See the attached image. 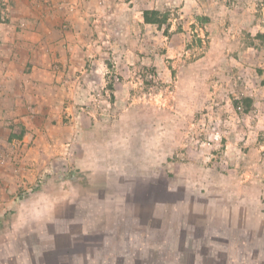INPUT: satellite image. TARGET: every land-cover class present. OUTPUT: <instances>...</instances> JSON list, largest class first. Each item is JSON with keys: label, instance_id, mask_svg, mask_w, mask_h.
<instances>
[{"label": "rangeland", "instance_id": "1", "mask_svg": "<svg viewBox=\"0 0 264 264\" xmlns=\"http://www.w3.org/2000/svg\"><path fill=\"white\" fill-rule=\"evenodd\" d=\"M53 1L31 2L62 8ZM68 1L92 5L94 14L78 27L83 38L77 49L62 46L78 59L51 62L52 70L64 73L60 106L36 142L37 124L0 128V214L7 198L5 208L21 209L24 217L28 196L35 211L37 199L47 214L17 220L13 237H7L12 250L57 238L65 243L69 235L95 234L91 229L99 224L120 227L121 233L142 227L131 221L124 228L115 217L104 222L106 214L96 222L103 210L116 207L108 192L70 198L75 186L103 189L106 173L115 181L111 191L129 192L131 200L138 195L141 212L166 216L173 247L182 232L195 235L188 243L193 247L198 240L199 252L184 254L180 262L250 264L247 252L264 253V0ZM15 3L0 0V26L10 20L9 4ZM56 47L45 43L42 51L51 57ZM148 202L155 205L147 209ZM127 212H138L137 200ZM186 215L196 219L193 228L180 227ZM154 228L163 233L159 222ZM82 237L78 245L88 243ZM92 242L99 244L101 237ZM23 254L25 260L18 259L28 261ZM31 256L39 260L37 253Z\"/></svg>", "mask_w": 264, "mask_h": 264}, {"label": "crops", "instance_id": "2", "mask_svg": "<svg viewBox=\"0 0 264 264\" xmlns=\"http://www.w3.org/2000/svg\"><path fill=\"white\" fill-rule=\"evenodd\" d=\"M31 1L32 0H16L15 4H9L11 18L7 23L0 26V118H2L5 113H8L9 110L11 112L8 115L10 119H0V128L3 130V125L5 124H12V128H14L16 127V123L22 122L28 129H31V127L37 124L36 130L39 132L35 138L36 142L40 139L39 133L43 130L42 126L45 125L48 120H52L51 112L54 111V106L57 105L59 107L61 104L60 83L64 73H56L52 70L50 68L51 62L55 60L65 62L68 60V52H65L62 46L67 45L70 50L77 49L80 39L83 38L78 27L81 28L83 26V21H85L87 15L94 14V7L87 3L84 4L83 2H80L79 6L78 4L75 5L76 1L73 3V1L68 0H54V5H57L56 7L60 5L62 8L51 6L52 9H46V7L42 8V6L39 8L32 6ZM65 19L70 20V23H64ZM78 20L80 22H78ZM62 24L68 26L69 29L61 28ZM45 43H54L57 46L51 57L50 54H46L45 51H42ZM34 45L37 50L32 52L30 46L34 47ZM5 46L7 47L5 48ZM69 59L76 60L78 57L72 55ZM2 104H10V106H5L6 108H4ZM28 107L33 109L34 112L29 113L27 110ZM43 121H45L44 124ZM1 134L3 135L2 131H0V140L2 141L4 137ZM80 136L83 137V135ZM27 137L31 139L30 137L32 136L30 132H27L26 138ZM86 145V147L89 148L90 144ZM49 151L52 152V154L57 152V150L54 149ZM37 155L36 153V156ZM89 174L96 175L97 173L94 172ZM99 175L102 174L99 173ZM103 175L106 177L105 187L103 189L94 186L89 190H81L75 186L68 191L70 198H72L74 194L80 196V198L88 194L91 197H95V195L100 196V194L105 196L108 192V199H110L109 203L113 204L116 202V207H113L111 210L108 209L107 211L103 210L99 219L94 218L96 222L103 221V219H105L103 215L106 214L104 222L107 219L112 221L113 217H115V221H120L124 228H126L131 221H135L142 227L138 230L134 229L133 231L124 229L123 233H121L120 227H114L113 230L111 227H104L99 224V227L91 229L92 232L95 231L93 232L95 234L86 232L80 235H69L66 236V240L68 239V241L65 243H58L57 241H59V239L55 238L54 244L38 247L22 245L17 250L13 251L11 248L12 241L10 242L7 237H13L14 232L12 227L17 224V220L21 219L22 210L17 209V211H10L6 209L5 201L7 198H4V206L2 207L4 212L0 214V225L3 224L4 226L1 230L4 232L2 236L4 237L3 242L4 248L6 249L3 264H187V261L180 262L182 256L184 254L199 252L197 246H194L198 244V240L193 247L189 246L188 239L195 238V235H190L189 231L187 233L186 231L185 233L182 232L178 235L180 238L178 241L179 245L173 247L166 239V224L168 221L166 216L164 215L162 218L158 214L150 213V210L141 212V205L139 204L144 203V201H142L138 195L133 196L138 203V212L133 216H129L127 214L129 213L127 212V205L129 207L131 203L135 201L131 200V193L120 192V189L114 193L111 189H114L115 181H112L111 176H108L106 173ZM12 182L16 183L14 178ZM6 186H8L7 183ZM168 190L170 189L168 188ZM27 195H29V193ZM4 196H6V193H4ZM32 200V197H25L24 201L26 205H29L27 209L30 208V210L29 212L27 211L28 213L25 212L22 218L27 217V219L30 218L31 220L44 219V216L47 214H45L46 211L41 212L39 209L40 200L37 202L36 199V205H34L36 211L31 207L33 206L30 202ZM0 202L1 205L3 201L0 200ZM25 202L22 205H25ZM152 203H154V201ZM152 203H147V209L148 206L152 208L155 205ZM56 205L57 204L53 205L54 209L58 208V212L64 211V209L61 210V207ZM6 206H8L7 208L9 209L11 208L9 204ZM98 207L102 208L101 206ZM97 211L96 208L94 212L96 213ZM41 213L42 215H40ZM156 218L157 220H155ZM153 221L155 222L152 223ZM195 221V218L189 219L188 215H186L180 220L179 224L180 227L184 228H186L185 226L192 227L195 225ZM158 222L163 228V230H160L163 233L160 234H158L154 228ZM171 234H168V237L171 236ZM92 235L101 237V242L99 244L90 242H86L83 245L77 244V238L83 236L84 238L82 237V239L86 241V238ZM120 237L122 238L121 243ZM24 250L28 254V261H24ZM33 252L38 254V258L41 254L45 256L42 255V258H39L38 261H34L35 256H31ZM172 253H175V255L180 254L181 256L179 257L176 255L173 261L167 262V257H170ZM19 256L24 260L21 258L18 259ZM246 256V261L250 264H252L255 259L264 261V253L262 252L257 254V257L251 255L249 252H247ZM188 263L217 264L202 260H192ZM258 263L262 264L261 261ZM226 264H237V262L232 259Z\"/></svg>", "mask_w": 264, "mask_h": 264}, {"label": "flooded vegetation", "instance_id": "3", "mask_svg": "<svg viewBox=\"0 0 264 264\" xmlns=\"http://www.w3.org/2000/svg\"><path fill=\"white\" fill-rule=\"evenodd\" d=\"M99 236L93 237V236H89L88 238H86V240L90 243H93L92 241L95 239H98ZM100 238V237H99Z\"/></svg>", "mask_w": 264, "mask_h": 264}]
</instances>
